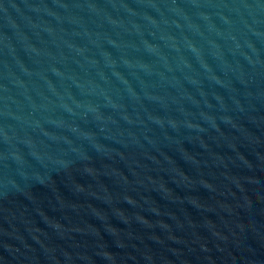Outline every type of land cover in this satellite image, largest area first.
Listing matches in <instances>:
<instances>
[{
    "label": "water",
    "instance_id": "95a60500",
    "mask_svg": "<svg viewBox=\"0 0 264 264\" xmlns=\"http://www.w3.org/2000/svg\"><path fill=\"white\" fill-rule=\"evenodd\" d=\"M0 264H264V0H0Z\"/></svg>",
    "mask_w": 264,
    "mask_h": 264
}]
</instances>
